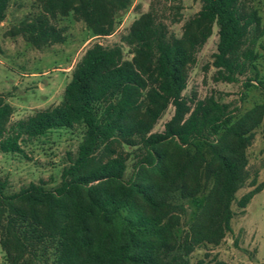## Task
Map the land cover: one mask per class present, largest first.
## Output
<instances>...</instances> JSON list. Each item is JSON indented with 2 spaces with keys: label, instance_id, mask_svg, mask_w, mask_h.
Segmentation results:
<instances>
[{
  "label": "trees",
  "instance_id": "obj_1",
  "mask_svg": "<svg viewBox=\"0 0 264 264\" xmlns=\"http://www.w3.org/2000/svg\"><path fill=\"white\" fill-rule=\"evenodd\" d=\"M10 1L0 0V21ZM40 1L51 16L73 11L96 36H109L134 0ZM259 21L255 11L243 10L241 0H203L202 10L191 23L197 32L186 41H168L149 17H143L125 37L135 47L133 61H125L119 48L96 45L76 66L62 104L17 123L12 134L7 131L12 108L0 95L2 153L21 152L23 135L44 137L76 125L86 129L77 159L63 171L61 186L52 191L31 184L7 196V183L0 181V207L30 220L40 237L56 241L53 264H171L158 251L175 249L173 230L178 219L173 194L181 191L184 198H192L199 192L191 189L187 176H196L198 163L205 161L200 151L197 155L190 151L200 144L211 156L207 168L214 185L190 227L189 247L219 245L232 232L231 204L245 181L249 128L244 120L234 124L226 105L215 101L199 102L190 112L182 93L188 65L214 24L219 28L214 61L218 80L234 83L256 70L254 50L242 47ZM26 28L36 44L64 41L44 16ZM258 87L264 91L262 82ZM170 104L175 114L165 131L150 134ZM135 138L141 139L139 145L145 151L135 179L125 181L122 156L94 166L101 146L115 139L136 146ZM172 145L174 151L168 150ZM253 196H245L240 207L246 208Z\"/></svg>",
  "mask_w": 264,
  "mask_h": 264
},
{
  "label": "rangeland",
  "instance_id": "obj_2",
  "mask_svg": "<svg viewBox=\"0 0 264 264\" xmlns=\"http://www.w3.org/2000/svg\"><path fill=\"white\" fill-rule=\"evenodd\" d=\"M241 4L244 11H255L260 20L242 47L254 50L256 70L239 76L234 83L218 80L214 61L219 28L214 24L188 65L187 87L182 93L190 112L199 102L215 101L226 105L234 124L244 120L245 127L249 128L247 137L251 139L245 150V181L231 204L232 232L219 245L205 243L193 249L189 247L190 227L214 185V176L208 177L207 163L211 156L207 148L200 144L190 147L192 155L200 151L205 157L204 162L198 163V174L187 176L191 189L199 192L192 198H184L181 191L172 196V203L177 206L174 215L178 219L173 230L175 249L158 251L166 263L264 264V91L258 87L259 82L264 84V0H241ZM202 7L203 0H134L129 10L121 13V22L111 35L96 36L73 11L54 17L46 13L40 0H11L0 21V95L12 108L8 133H13L17 123L62 104L73 72L88 50L96 45L119 48L125 61H133L135 47L130 46L125 37L135 22L149 17L153 28L166 40L186 41L191 33L197 32L191 23ZM42 16L60 32L62 43L36 44L31 40L26 27ZM246 83L253 87L247 88ZM174 114L175 107L170 104L154 123L150 134L163 133ZM85 133L84 126L76 125L72 129L51 131L44 137L23 135L19 139L21 152L0 151V181L7 183L5 194H18L31 184L52 191L61 186L63 171L77 159ZM135 141L136 146L120 139L101 146L94 156V166L122 156L127 167L125 181L135 179L145 154L139 145L141 139L135 138ZM173 148V145L167 147L171 151ZM252 193L251 202L241 208L240 201ZM30 223L0 207V264H53L56 260V241L40 237Z\"/></svg>",
  "mask_w": 264,
  "mask_h": 264
}]
</instances>
